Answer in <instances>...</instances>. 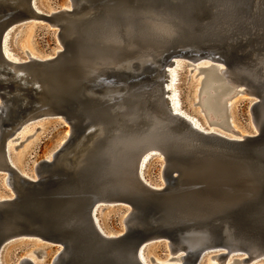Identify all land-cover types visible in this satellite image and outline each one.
I'll return each mask as SVG.
<instances>
[{
	"label": "water",
	"instance_id": "obj_1",
	"mask_svg": "<svg viewBox=\"0 0 264 264\" xmlns=\"http://www.w3.org/2000/svg\"><path fill=\"white\" fill-rule=\"evenodd\" d=\"M67 2L46 13L33 0H0V174L9 187L0 196V264L4 248L23 239L56 253L17 264H145L140 251L158 242L181 264L208 256L221 264L230 253L263 260L264 0ZM33 21L53 28L61 49L9 60L4 38ZM178 58L223 67L250 100V132L203 130L173 111ZM48 119L69 136L23 175L6 145L24 124ZM154 157L158 183L145 173ZM111 206L126 208L113 233L98 217Z\"/></svg>",
	"mask_w": 264,
	"mask_h": 264
},
{
	"label": "rangeland",
	"instance_id": "obj_2",
	"mask_svg": "<svg viewBox=\"0 0 264 264\" xmlns=\"http://www.w3.org/2000/svg\"><path fill=\"white\" fill-rule=\"evenodd\" d=\"M36 2L41 11L48 13L65 5L67 0H36ZM67 4L69 6V1ZM9 47L19 59H27V53L40 57L48 56L61 48L57 41L55 30L48 24L39 21H33L16 29L10 35ZM179 70L180 80L177 91L180 92L183 110L198 118L205 126L228 133L221 130L218 126H209L208 124L205 110L198 100L201 79L203 78L202 73L198 69H194L193 66H187L185 60H182V67ZM243 96L244 94L233 99L224 110L230 126L235 130V133L239 134L250 132V100L242 98ZM212 111L219 118V111ZM66 130L67 126L64 123L51 119L25 124L16 133L15 137L17 139L15 141L10 140L7 143L10 147L11 158L17 168L22 173L33 175L35 165L42 160L51 159L53 153L64 143L69 133ZM160 170L161 161L154 157L147 164L146 177L153 183H158L160 182ZM8 193L9 187L6 177L0 174V196H5ZM125 209L123 206H111L101 210L98 217L102 227L109 233L120 231L122 229L121 218ZM43 252H47V254L42 258ZM145 252L148 261L156 260L177 263V260L171 259L172 256L165 242L151 244L146 248ZM55 253V248L43 244L41 241L23 239L8 244L3 250L2 259L4 264H17L24 256L39 255L40 259H42L40 261L48 263ZM244 257L233 256V259L239 260ZM257 261L253 260L250 264ZM211 262L215 264L216 260L212 256H208L205 263L202 264H211ZM257 264H264V259L257 262Z\"/></svg>",
	"mask_w": 264,
	"mask_h": 264
},
{
	"label": "bare ground",
	"instance_id": "obj_3",
	"mask_svg": "<svg viewBox=\"0 0 264 264\" xmlns=\"http://www.w3.org/2000/svg\"><path fill=\"white\" fill-rule=\"evenodd\" d=\"M71 1H69V6ZM33 6L35 7L36 10H38L39 8L36 6L35 4V0H33ZM9 40H10V35H7L4 38V43H3V52L4 55L11 61L14 62H19L22 60H26V59H22V58H18L10 49L9 47ZM61 48H59L57 51H59ZM56 51V52H57ZM56 52L54 54H56ZM52 55H48V56H44V57H40V56H36V55H32L30 53H27V59L28 58H39V59H46L49 58ZM182 60L186 61L188 63H191L190 60L185 59V58H178L177 62L174 64L173 68L170 71L171 74V84L173 85L174 83H176V81L178 79H180V73H179V68L182 67ZM196 64V68L194 69H198L200 73H202L203 78L201 79V87L199 89V102L202 104L203 108H204V112H205V116L207 118L208 124L209 126H218L221 128V130H223L224 132H228V133H223L221 131H217L214 128H209V129H205L203 124L198 120V118H195L191 115H189L188 113H186L182 108H180V101L178 99V93L179 91H177V87L173 86L172 89V108L174 112H180L181 114L185 115L187 118H191L193 124L195 126H197L198 128H201L203 130H207V131H216V132H221L222 134H228L231 137H243L245 134H239V133H235V130L232 129V127L230 126L228 120L226 119V116L224 114V110L227 108L229 102H231L233 99L237 98L239 95H243L246 94L245 92L240 93L238 90L237 86H234L235 84L230 80V78L224 73L223 67H215L212 66V63L210 60L205 59V58H201L200 60H197L195 62ZM198 64V65H197ZM200 65V66H199ZM187 66H191V65H187ZM237 87V88H236ZM212 110H218L219 111V118L215 115V113ZM25 125V124H24ZM23 125V126H24ZM22 126V127H23ZM21 127V128H22ZM20 128V129H21ZM19 129V130H20ZM234 132H233V131ZM69 132V130H67ZM69 136V133L67 135V137ZM7 148V153H8V157L10 158V162L13 166H15L17 168V166L15 165V163L13 162L12 158H11V151H10V147L8 145H6ZM143 164H141V168H142ZM18 169V168H17ZM19 170V169H18ZM20 171V170H19ZM21 172V171H20ZM22 173V172H21ZM23 175H28L25 173H22ZM6 177V176H5ZM6 182L7 181V177H6ZM8 185V184H7ZM3 197V196H1ZM98 218L95 217V222L98 224ZM172 256L171 259H174L175 257H178L177 254H171ZM30 259L35 260L36 256L35 255H27ZM26 256V257H27ZM234 254L230 253L228 254L222 262H219L221 264H250V262H253V260H258L259 258H253L250 260H246L243 261L244 258H240L239 260H234L233 259ZM139 257L142 260L143 263L147 264L148 263V259L146 257V252L141 250L139 253ZM213 259L215 258L216 262L215 264L218 263V259L216 256H212ZM170 259V260H171ZM42 260V259H40ZM175 260H177V263H168L170 261H165V262H160V261H156L152 264H181L183 259L181 257L180 258H176ZM42 262V261H40ZM211 264H213V262H211ZM253 264H257L253 263Z\"/></svg>",
	"mask_w": 264,
	"mask_h": 264
}]
</instances>
